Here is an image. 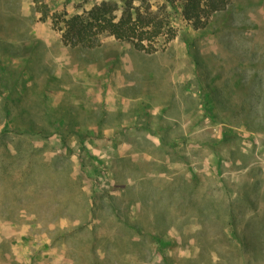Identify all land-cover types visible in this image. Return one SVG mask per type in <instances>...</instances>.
I'll return each instance as SVG.
<instances>
[{
	"label": "rangeland",
	"instance_id": "rangeland-1",
	"mask_svg": "<svg viewBox=\"0 0 264 264\" xmlns=\"http://www.w3.org/2000/svg\"><path fill=\"white\" fill-rule=\"evenodd\" d=\"M167 9L156 51L88 49L0 0V264H264V0Z\"/></svg>",
	"mask_w": 264,
	"mask_h": 264
},
{
	"label": "trees",
	"instance_id": "trees-1",
	"mask_svg": "<svg viewBox=\"0 0 264 264\" xmlns=\"http://www.w3.org/2000/svg\"><path fill=\"white\" fill-rule=\"evenodd\" d=\"M32 1L41 14L40 20L51 18L65 45L91 49L100 46L103 37L112 36L131 42L139 50L153 52L157 50L154 43L160 38L166 43L177 34L167 6H179L183 17L198 29L206 27L210 17L225 10L231 0H164V5L156 10L151 0H102L88 10L72 14L65 10L50 14L43 0Z\"/></svg>",
	"mask_w": 264,
	"mask_h": 264
},
{
	"label": "crops",
	"instance_id": "crops-1",
	"mask_svg": "<svg viewBox=\"0 0 264 264\" xmlns=\"http://www.w3.org/2000/svg\"><path fill=\"white\" fill-rule=\"evenodd\" d=\"M135 101H136V104H137V106L138 107H140V108H142V105H144V103L142 102V100H141V96L140 95H138L136 98H135ZM147 103H149V102H145V104L147 105ZM159 108H160V106H159ZM110 110H115V109H117V105H114L113 106V108H109ZM149 110H151L150 108H149ZM125 111V110H124ZM153 111V110H152ZM153 115H156L158 112H151ZM135 115V114H134ZM136 116V117H135ZM135 116H133V118H132V125L131 126H138L137 125V122L139 121V120H141V118H138L137 117V114L135 115ZM139 120H138V119ZM143 119V118H142Z\"/></svg>",
	"mask_w": 264,
	"mask_h": 264
}]
</instances>
